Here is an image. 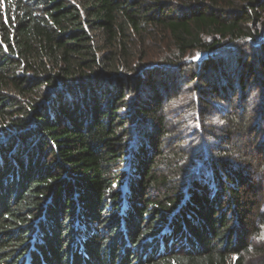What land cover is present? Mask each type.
<instances>
[{
	"label": "trees",
	"instance_id": "obj_1",
	"mask_svg": "<svg viewBox=\"0 0 264 264\" xmlns=\"http://www.w3.org/2000/svg\"><path fill=\"white\" fill-rule=\"evenodd\" d=\"M262 10L0 0V264H264V136L256 164L214 156L191 176L164 141L176 91L154 77L256 42ZM238 50L200 64L201 103L225 100L234 81L243 91L251 74L263 81L264 40L250 62Z\"/></svg>",
	"mask_w": 264,
	"mask_h": 264
},
{
	"label": "rangeland",
	"instance_id": "obj_2",
	"mask_svg": "<svg viewBox=\"0 0 264 264\" xmlns=\"http://www.w3.org/2000/svg\"><path fill=\"white\" fill-rule=\"evenodd\" d=\"M261 13V21L263 22L264 10ZM261 21L253 24L259 32L256 42L246 40L240 42L238 46L227 45L217 52L195 53L190 58L183 59L189 63L194 62L193 65L186 67L183 71L178 68L174 69V67L158 65L163 67L164 72H158L154 76L157 78L156 81L161 82L166 79V85L171 87L174 92L176 91L163 102V113L170 129V133L164 141L166 145L167 141L170 143L177 142L174 148H179L184 155V157L182 156L184 158L182 166L187 164V168L190 169L192 163L196 161L197 164L199 163L204 167L206 161L212 160L214 156H220L223 160H228L230 164L241 168L247 166L248 162H254L256 147L264 136V79L259 84L257 83L259 79L251 74L243 91L237 89L234 81L231 84V92L225 94V100L221 101L215 97L204 96L208 102L204 104L200 101L201 94L197 87L201 85L196 75L200 74V64L205 60V58L198 59L201 54L208 53L209 56H218L222 54L221 51L235 47L239 48L238 51H243V56L250 62L253 48L259 47L264 40V24ZM196 59L198 60L196 61ZM156 67V64L149 66V68ZM231 69V72L234 71L233 67ZM254 71L256 74L257 71H260L257 65ZM211 76H213L211 78L213 80L215 75L211 74ZM161 89L163 90V87ZM229 116L234 119V122L232 119L228 120ZM229 122H233V125ZM258 129L260 133H257ZM190 158L193 161H189ZM263 158L261 157V159ZM254 164L256 163L254 162ZM195 166L191 168V176L194 175ZM180 172L179 170L178 173ZM251 173L255 174L253 171ZM180 177L178 176V179ZM185 185H188L187 180ZM256 260L258 261V257Z\"/></svg>",
	"mask_w": 264,
	"mask_h": 264
},
{
	"label": "water",
	"instance_id": "obj_3",
	"mask_svg": "<svg viewBox=\"0 0 264 264\" xmlns=\"http://www.w3.org/2000/svg\"><path fill=\"white\" fill-rule=\"evenodd\" d=\"M210 54H201V56H200V58H199V60H201V59H204V58H207V56H209ZM191 60H195V59H191ZM198 59H196V61H197Z\"/></svg>",
	"mask_w": 264,
	"mask_h": 264
},
{
	"label": "snow or ice",
	"instance_id": "obj_4",
	"mask_svg": "<svg viewBox=\"0 0 264 264\" xmlns=\"http://www.w3.org/2000/svg\"><path fill=\"white\" fill-rule=\"evenodd\" d=\"M0 43H2V41H0ZM5 50H7L6 46H5ZM257 239H264V233H262L259 237H257Z\"/></svg>",
	"mask_w": 264,
	"mask_h": 264
},
{
	"label": "bare ground",
	"instance_id": "obj_5",
	"mask_svg": "<svg viewBox=\"0 0 264 264\" xmlns=\"http://www.w3.org/2000/svg\"><path fill=\"white\" fill-rule=\"evenodd\" d=\"M198 57L200 58V56H198ZM199 58H198V59H199Z\"/></svg>",
	"mask_w": 264,
	"mask_h": 264
}]
</instances>
